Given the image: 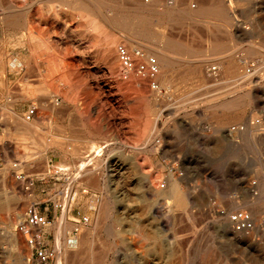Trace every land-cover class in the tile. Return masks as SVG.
Masks as SVG:
<instances>
[{
  "label": "rangeland",
  "instance_id": "obj_1",
  "mask_svg": "<svg viewBox=\"0 0 264 264\" xmlns=\"http://www.w3.org/2000/svg\"><path fill=\"white\" fill-rule=\"evenodd\" d=\"M66 1L0 0V15L16 14L18 18L11 20L10 26L0 19V264H43L28 245L25 234L18 230V226L25 222L27 210L32 207H36L49 222L44 228L47 236L42 232V239L45 247L55 252V258L44 264H264V190L261 175L256 172L260 170L264 175V131L255 143L247 140L245 135L248 124L253 123L264 130V0H232V3L228 0L224 6L230 13L231 25L228 27L223 26L217 13L221 0H190L188 10H197L200 6L205 11L202 18L190 19L183 15L177 20H171L168 13L174 0H165L168 3L158 5V9L151 8L153 0H140L139 3L135 0H71L74 3L72 9L63 7ZM81 4H86L85 11L78 9ZM12 6L23 9L18 12ZM95 22L97 28L92 27ZM128 31L151 37L148 40L151 45L169 38L188 55L206 56L216 53L214 51L237 48L233 63L247 74L236 81L225 80L222 71L227 69L229 62L225 59L223 63L211 62L220 66L213 78L206 79L193 71L191 64L186 63L187 54H182L185 60L172 68L168 89L170 100L150 98L141 102L136 98L137 91L145 83L137 80L129 89V78L113 73L99 42V37L105 38L108 32L120 36V32ZM29 32L36 37L39 35L43 42L39 38L32 41ZM250 51L256 53L251 55ZM32 52L43 61L22 62L21 67L11 68L10 59L19 54L28 58ZM58 56H65L67 60L59 61ZM54 83L59 85L58 90ZM238 88L243 91H237ZM29 90L32 95L28 94ZM244 93L250 98L235 115L210 110V106L220 104L225 98ZM23 103L31 108L52 107L62 111V134L68 139L61 141V156L56 162L50 163L47 154L52 151L53 140L48 151L42 147L43 163H31L27 156L12 155V142L15 150L22 144V140L12 133L13 128L26 134L30 130H39L43 145L46 133L52 134L54 130V124L46 115L40 117L39 124L34 116L33 121L26 122L25 115L30 107L20 117L27 125H22L19 117H15L14 122L11 111ZM71 108H74V114H81L78 124L88 128L94 143L109 142L100 157L104 163L97 170L102 191L83 184L81 180L77 184L74 180L78 173L77 162L91 159L93 155L84 143L77 144L76 140L69 139L71 128L76 126L75 122L74 126L69 122ZM148 117L157 121L159 118L153 149H146L141 135L138 136L143 129L141 119L145 121ZM170 166L174 168L175 178L183 179L182 191L191 192L203 205L193 210L190 207L175 209L177 212L174 210L169 214V221L149 220L159 203L153 198H144L141 178L156 172L155 169L167 175ZM48 168L49 174L46 172ZM63 168L66 170L60 171ZM117 172L125 176L120 182L112 178ZM71 182L79 196L69 205L67 221L63 223L62 205ZM213 190L217 194H213ZM126 206L128 209L124 208ZM105 210L112 215L106 214L102 219ZM236 212L244 213L253 223L251 231L243 233L237 232L233 226L225 227L222 216ZM187 214L191 216L190 220ZM92 229L93 234L88 235ZM155 232L160 234L158 238L154 236ZM85 241L90 245L87 249L82 246ZM160 242L166 244L167 252L158 256L155 249Z\"/></svg>",
  "mask_w": 264,
  "mask_h": 264
},
{
  "label": "bare ground",
  "instance_id": "obj_2",
  "mask_svg": "<svg viewBox=\"0 0 264 264\" xmlns=\"http://www.w3.org/2000/svg\"><path fill=\"white\" fill-rule=\"evenodd\" d=\"M26 1V0H25ZM45 1V0H44ZM87 1V0H86ZM90 1V0H89ZM97 1V0H95ZM137 3L140 2V0H135ZM185 1V0H184ZM194 1V0H193ZM232 0H230L231 2ZM20 2V0H19ZM116 2V1H115ZM118 2V1H117ZM142 2V1H141ZM217 2V1H216ZM229 2L228 0H221L220 6L217 8V13L219 15V19L222 21L223 26L224 27H228L230 24V13L229 11L227 12V9L225 10V5H227L226 3ZM8 3V2H7ZM15 3V2H14ZM27 3V2H26ZM82 3V2H81ZM91 3V2H90ZM165 5L168 3L165 0H153V4H151V8H157L158 5ZM201 3V1H200ZM232 3V2H231ZM3 4V3H1ZM13 4V3H12ZM17 4V3H16ZM28 4V3H27ZM73 2L71 0H67L64 4L63 7H66L67 9H72L73 8ZM195 4V3H194ZM202 4V3H201ZM32 5V4H31ZM199 5V4H198ZM219 5V4H218ZM20 6V4H19ZM86 6V4H85ZM85 6L83 4H81L79 6V10L81 11H85ZM93 6V5H92ZM169 6V5H168ZM190 6V0L188 1H175L171 2V10L168 12L171 16V20L172 18H175L177 20V17H181L183 15H188L190 17V19H199L201 17V15L203 14L204 9L201 8L199 6V9L197 10H188ZM18 7V6H17ZM94 7V6H93ZM192 7V5H191ZM12 8L15 11L19 10L21 11V9L23 8H16L15 6H12ZM11 8V9H12ZM26 8V7H24ZM57 8V7H56ZM100 8V7H98ZM150 8V7H149ZM159 8V7H158ZM157 8V9H158ZM168 8V7H167ZM2 9V8H1ZM28 9V8H27ZM58 9V8H57ZM110 9V8H109ZM10 10V9H9ZM78 10V11H79ZM94 10V9H93ZM92 10V11H93ZM118 9H116L117 11ZM230 10V9H229ZM48 11V10H46ZM89 11V10H87ZM133 11V10H132ZM140 11V10H139ZM211 11V10H210ZM13 12V11H11ZM24 12V11H23ZM26 12V11H25ZM29 12V11H28ZM49 12V11H48ZM80 13V12H79ZM90 13V11H89ZM109 13V12H108ZM141 13V12H140ZM152 13V12H151ZM232 13V12H231ZM4 14V13H3ZM19 14V13H18ZM85 14V13H84ZM165 14V13H164ZM2 15V14H1ZM0 15V19L2 20L3 24H9L11 20L16 19L17 17L12 16L13 14L10 15ZM27 15V13H26ZM89 15V14H88ZM163 15V14H162ZM161 15V16H162ZM90 16V15H89ZM88 16V18H89ZM169 16V15H168ZM209 16V15H208ZM15 17V18H14ZM145 17V16H144ZM214 17V16H213ZM162 18V17H161ZM184 18V17H183ZM188 18V17H187ZM202 18V17H201ZM18 19V18H17ZM174 19V20H175ZM181 19V18H180ZM26 20V19H25ZM87 20V19H86ZM162 20V19H161ZM164 20V19H163ZM175 20V21H176ZM188 20V19H187ZM205 20V19H204ZM209 20V19H208ZM19 21V20H18ZM108 21V20H107ZM106 21V22H107ZM170 21V20H169ZM179 21V20H178ZM207 20H205L206 22ZM210 21V20H209ZM89 22V20H88ZM144 22V21H143ZM142 22V23H143ZM187 22V21H186ZM202 22V21H201ZM200 22V23H201ZM211 22V21H210ZM15 23V21H14ZM25 23V22H24ZM30 23V22H29ZM157 23V22H156ZM161 23V22H160ZM204 23V22H203ZM2 24V23H1ZM16 24V23H15ZM27 24V23H26ZM88 24V23H87ZM129 26H135L136 24H132V23H126ZM165 24V23H164ZM207 24V23H206ZM12 25V24H11ZM17 25V24H16ZM15 25V26H16ZM24 25V24H23ZM22 25V26H23ZM144 25V24H143ZM156 25V24H155ZM180 25V24H179ZM10 26V24H9ZM13 26V25H12ZM19 26V25H18ZM175 26V24L173 25ZM193 26V25H192ZM67 27V26H66ZM92 27L97 28L98 25L97 23H92ZM111 27V26H110ZM142 27V25H141ZM140 27V28H141ZM148 27V25H147ZM151 27V26H149ZM172 27V25H171ZM178 27V26H175ZM184 27V26H183ZM210 27V25H209ZM112 28V27H111ZM145 28V27H144ZM154 28V27H153ZM173 28V27H172ZM218 28V26H217ZM22 29V27H21ZM114 29V28H113ZM117 29V28H116ZM114 29V30H116ZM185 29V28H184ZM196 29V28H195ZM20 30V29H19ZM32 30V29H31ZM102 30V29H101ZM100 30V31H101ZM119 30V29H118ZM164 30V29H163ZM168 30V29H167ZM187 30V29H186ZM105 31V30H104ZM109 31V30H108ZM159 31V30H158ZM197 31V30H196ZM25 32V31H23ZM28 32V31H27ZM181 32V31H180ZM193 32V31H192ZM96 33V32H95ZM107 33V32H106ZM105 33V34H106ZM152 33V32H151ZM185 33V32H184ZM190 33V32H189ZM25 34V33H24ZM108 36H106L105 38L99 37V42L102 43L104 51L105 52V56H107V60H109V62L112 65V69H113V73H115L116 75H121L122 77L124 76V78H129V89L133 86V84L135 83V81L139 80V81H143L145 84L140 85L139 90L137 91V96L136 98L139 101H147L148 99H158V100H170V94H169V84H170V80L172 78V68L173 66H175L176 63H178L179 61H183L185 60L182 59V54H187L185 50L181 49L179 46L175 45L172 43V40H170L169 38H166L165 40H162V42H160V44H154L151 45L148 40L151 39V37H148L147 35L143 34V33H136V32H120V36H117V34H110L109 32L107 33ZM165 34V33H164ZM183 34V32H182ZM27 35V34H25ZM29 37L30 39L33 41L34 39H38V37H36L32 32H29ZM45 35V34H43ZM86 35V34H84ZM175 36V34H173ZM178 35V34H177ZM203 35V34H202ZM157 36V35H156ZM170 36L172 37V35L170 34ZM193 36V35H192ZM67 37V36H66ZM176 37V36H175ZM181 37V35L179 36ZM217 37V36H216ZM26 38V37H25ZM50 38V37H49ZM93 38V37H92ZM156 38V37H155ZM187 38V37H186ZM194 38V37H193ZM20 39V38H19ZM86 39V38H85ZM174 39V38H172ZM189 39V38H188ZM192 39V38H191ZM197 39V38H196ZM195 39V40H196ZM228 39V38H227ZM39 40L41 41V43L43 42L41 40V38H39ZM155 40V39H154ZM159 40V39H158ZM157 40V41H158ZM178 40V39H177ZM193 40V39H192ZM27 41V40H26ZM91 41V39H90ZM156 41V40H155ZM182 41V40H181ZM187 41V40H186ZM39 42V41H37ZM92 42V41H91ZM23 43V42H22ZM40 43V42H39ZM69 43V42H68ZM67 43V44H68ZM94 43V42H92ZM54 44V43H53ZM96 44V43H95ZM123 44V45H122ZM186 44V43H185ZM37 45V44H36ZM36 45H34V47H36ZM65 45V44H64ZM72 45V44H71ZM195 45V44H194ZM198 45V43L196 44ZM32 46V45H31ZM95 46V45H94ZM211 46V45H210ZM23 47V46H21ZM61 47V46H59ZM69 47V46H68ZM186 47V46H185ZM191 47V46H190ZM209 47V46H208ZM214 47V46H213ZM218 47V46H217ZM28 48V47H26ZM38 48V47H37ZM49 48V47H48ZM56 48V47H55ZM70 48V47H69ZM192 48V47H191ZM200 47H198L199 50ZM212 48V47H211ZM226 48V47H225ZM59 49V48H58ZM66 49V48H65ZM65 49H62L63 51ZM228 49V48H227ZM45 50V49H44ZM43 50V51H44ZM55 50V49H52ZM67 50V49H66ZM204 50V49H203ZM224 50V49H223ZM237 48H233V49H229L226 51H214L216 53H212L211 55H206V56H199L196 54H187V59H186V63L188 62L189 64H191V66L193 67V71L196 72L198 75L203 76L204 78H213L216 74V71L218 69V67L220 66V64L223 60H227L228 62V67L225 71H222V75L225 76L224 79L225 80H231L234 79V81H236L235 79L239 78H243L245 77L246 73H242L240 71V68L238 67V65L233 63L234 59V55L236 53ZM23 51V50H22ZM29 51V50H27ZM31 51V50H30ZM69 51V49L67 50ZM36 52V51H33ZM30 53V56L28 58H25L22 56V54H19L15 57H13L12 59H10L9 63L11 68H15V67H21V63H27L30 64V62H37V61H43L41 59V57H37L35 56V54ZM62 52V51H61ZM71 52V51H70ZM69 52V53H70ZM207 52V50H206ZM43 53V52H42ZM204 53V52H203ZM256 52L255 51H250L251 55H254ZM46 54V53H45ZM207 54V53H206ZM27 55V54H26ZM49 55V53H48ZM71 55V54H69ZM68 55V56H69ZM154 55V56H152ZM201 55V54H200ZM103 57V56H102ZM4 58V57H3ZM106 58V57H104ZM59 61H66L67 58L65 56H58L57 58ZM225 60V61H226ZM4 61V60H2ZM50 61V60H49ZM52 61V60H51ZM218 62L217 64L213 63L211 64V62ZM48 62V60H47ZM185 63V64H186ZM223 63V62H222ZM264 63V62H263ZM3 64V63H2ZM70 65V64H69ZM227 65V64H226ZM31 66V65H30ZM38 66V65H37ZM49 66V65H48ZM63 67V66H62ZM61 67V68H62ZM189 67V66H188ZM36 68V67H35ZM179 68V67H178ZM225 68V67H223ZM22 69V68H21ZM109 69V66H108ZM181 69V68H180ZM54 70V69H53ZM68 71V70H66ZM192 71V72H193ZM258 71V70H256ZM14 72V71H13ZM31 72V71H30ZM63 72V71H62ZM218 72V71H217ZM221 72V71H220ZM219 72V73H220ZM2 73V72H1ZM49 73V72H48ZM52 73V72H51ZM251 73V72H250ZM3 74V73H2ZM31 74V73H30ZM42 74V73H41ZM50 74V73H49ZM67 74V73H66ZM190 74V73H189ZM55 75V74H54ZM74 75V74H73ZM196 75V74H195ZM114 76V75H113ZM221 76V73H220ZM190 77V76H189ZM45 78H49V77H45ZM60 78V77H59ZM178 78V77H177ZM217 78V77H216ZM223 78V77H222ZM238 78V79H239ZM196 79V78H195ZM205 79V80H206ZM52 80V79H51ZM57 80V79H56ZM66 80V78L64 79ZM187 80V78H186ZM194 80V79H193ZM197 80V79H196ZM204 80V79H203ZM215 80V79H213ZM124 81V80H123ZM190 81V80H189ZM220 81V80H219ZM3 82V81H2ZM192 82V80H191ZM118 83V82H117ZM122 83V82H121ZM201 83V82H200ZM214 83V82H213ZM119 84V83H118ZM117 84V85H118ZM172 84V83H171ZM174 84V83H173ZM177 84V82L175 83ZM192 84V83H191ZM206 84V83H205ZM204 85V84H203ZM211 85V84H210ZM220 85V84H218ZM232 84H229V86ZM205 86V85H204ZM207 86V85H206ZM214 86V85H213ZM216 86V85H215ZM228 86V85H226ZM225 86V88H226ZM121 87V86H120ZM196 87V86H195ZM211 87V86H210ZM209 87V88H210ZM208 88V87H207ZM223 88V87H222ZM221 88V90H222ZM219 89V88H217ZM202 90V89H201ZM212 90V88H211ZM237 91L241 90V92L243 91L242 88H238L236 89ZM126 91V90H125ZM196 91V90H195ZM217 91V90H216ZM124 92V91H123ZM172 92V91H170ZM215 92V91H214ZM233 92V91H232ZM196 93V92H195ZM208 93V92H207ZM213 93V92H212ZM239 93V92H238ZM48 94V93H47ZM46 94V95H47ZM52 94V93H51ZM50 94V95H51ZM125 94V93H124ZM214 94V93H213ZM231 94V93H229ZM233 94V93H232ZM44 95V94H43ZM203 95V94H202ZM235 95V94H234ZM125 96V95H124ZM191 96V95H190ZM204 96V95H203ZM203 96L201 99H203ZM207 96V94H206ZM224 96V95H223ZM222 96V97H223ZM226 96V95H225ZM31 97V96H29ZM43 97V96H42ZM48 97V96H47ZM200 97V96H199ZM221 97V98H222ZM28 98V97H26ZM56 98V97H55ZM191 98V97H190ZM250 98V95L247 93H244V95H240L237 97H227L224 99L223 102H221L220 104H215L213 106H210V110L214 111V110H221V111H225L228 114H234L236 112H238L243 106H245L247 104V99ZM127 99V98H126ZM187 99V98H186ZM197 99V98H196ZM195 99V100H196ZM200 99V100H201ZM38 100V99H37ZM36 100V101H37ZM39 100H41L39 98ZM128 100V99H127ZM130 100V99H129ZM145 101V102H146ZM149 101V100H148ZM172 101V100H171ZM179 100L175 101L176 103ZM181 101V100H180ZM252 101V100H251ZM45 102V101H44ZM55 102V101H54ZM170 102V101H169ZM174 102V103H175ZM183 102V101H182ZM209 102V101H207ZM168 103V102H167ZM205 103V102H204ZM43 104V103H42ZM40 104V105H42ZM76 104V103H75ZM129 104V103H128ZM131 104V103H130ZM148 105V102L146 103ZM151 104V103H150ZM166 104V103H165ZM164 104V106H165ZM203 104V103H201ZM60 105V104H59ZM175 107L177 104H174ZM205 105V104H204ZM208 105V104H207ZM53 106V105H52ZM57 106V105H56ZM150 106V105H149ZM183 106V105H181ZM199 106V105H198ZM206 106V105H205ZM132 107V106H131ZM160 107V106H159ZM171 107V105H170ZM169 107V108H170ZM174 107V106H173ZM200 107V106H199ZM31 108V107H30ZM48 108H52V107H46ZM95 108V107H94ZM148 108V107H147ZM157 108V107H156ZM163 108V107H162ZM34 109V114L35 115V109L36 108H31ZM29 109V111L31 110ZM56 109V108H55ZM92 109V108H90ZM167 109V108H166ZM175 109V108H174ZM185 109V108H184ZM191 109V108H190ZM243 109V108H242ZM50 110V109H49ZM94 110V109H93ZM189 110V109H188ZM29 111L27 112V114L25 115V121L27 122L28 120H31L33 118V116L30 119H27V115L29 113ZM244 111V110H243ZM51 112V111H50ZM54 112V109H53ZM171 112V111H170ZM206 112V111H205ZM209 112V111H208ZM240 112V111H239ZM242 112V111H241ZM75 113V112H74ZM210 113V112H209ZM215 113V112H214ZM42 114V113H40ZM52 114V113H51ZM68 114V113H67ZM151 114V113H150ZM158 113H156L157 115ZM211 114V113H210ZM226 115V114H225ZM235 115V114H234ZM240 115V114H239ZM24 116V115H23ZM47 116V115H46ZM45 116V117H46ZM152 116V115H151ZM150 116V117H151ZM158 116V115H157ZM233 116V115H232ZM21 117V116H20ZM19 117V121L22 125H27V123H25L21 118ZM38 117V116H36ZM40 117V116H39ZM44 117V118H45ZM153 117V116H152ZM176 117V116H175ZM228 117V116H227ZM231 117V116H230ZM238 117V116H237ZM67 118V117H66ZM76 118V117H75ZM138 118V117H137ZM174 118V117H173ZM172 118V119H173ZM218 118V117H216ZM222 118V117H221ZM240 118V117H239ZM68 119V118H67ZM98 119V118H97ZM146 119V118H145ZM209 119V118H208ZM105 120V119H104ZM130 120V119H129ZM164 120V119H163ZM171 120V119H170ZM210 120V119H209ZM220 120V119H219ZM222 120V119H221ZM238 120V119H237ZM14 121V120H13ZM33 121V119H32ZM68 121V120H67ZM143 119H141V123L143 124V129L141 133H138V136L141 135L142 137V144L146 149H153V143L155 142V137H156V132H157V128H158V124H159V118L158 121L154 120V119H149V117L147 118V120L144 121L143 123ZM162 121V120H161ZM169 121V120H168ZM216 121V120H214ZM225 121V120H224ZM234 121V120H233ZM15 122V121H14ZM66 122V120H65ZM96 122V121H94ZM130 122V121H129ZM134 122V121H132ZM211 122V121H210ZM220 122V121H219ZM17 123V122H16ZM38 123V122H37ZM106 123V122H105ZM104 123V124H105ZM39 124V123H38ZM68 124V122H67ZM103 124V125H104ZM133 124V123H132ZM163 124V123H162ZM36 125V124H35ZM77 125V124H76ZM87 125V124H86ZM228 125V124H227ZM165 126V125H164ZM215 126V125H214ZM219 126V125H218ZM226 126V125H225ZM46 127V126H45ZM48 127V126H47ZM223 127V126H222ZM229 127V126H228ZM58 128V127H57ZM60 128V127H59ZM134 128V127H133ZM173 128V127H172ZM91 129V128H90ZM131 129V128H130ZM170 129V128H169ZM74 130V129H73ZM134 130V129H133ZM168 130V129H167ZM166 130V131H167ZM171 130V129H170ZM174 130V129H173ZM179 130V129H178ZM222 130V129H221ZM67 131V130H66ZM72 131V130H71ZM219 131V130H218ZM264 130L259 129L258 126H255L253 123L252 124H248L247 130L245 132V135L247 137V140H252L255 141L260 138V135L263 133ZM118 132V131H117ZM132 132V131H131ZM134 132V131H133ZM161 132V131H160ZM168 132V131H167ZM174 132V131H173ZM231 132V131H230ZM67 133V132H66ZM112 133V132H111ZM119 133V132H118ZM217 133V132H216ZM219 133V132H218ZM232 133V132H231ZM47 136L45 138L44 141V148L46 151L49 150V147L51 146V140L49 143V132L46 133ZM117 134V133H116ZM121 134V133H120ZM160 134V133H159ZM183 134V133H181ZM122 135V134H121ZM125 136V135H124ZM136 136V135H135ZM178 136V135H176ZM180 136V135H179ZM71 137V136H70ZM128 137V136H127ZM130 137V136H129ZM137 137V136H136ZM228 137V136H227ZM57 138V137H56ZM68 138V137H67ZM113 138V137H112ZM122 138V137H121ZM120 138V139H121ZM231 138V137H230ZM101 140V139H100ZM104 140V139H103ZM102 141V140H101ZM126 141V140H125ZM75 142V141H74ZM107 142V141H106ZM112 142V141H111ZM86 143V142H84ZM90 143V142H89ZM109 143V142H108ZM104 144V143H92L90 145V154L92 153L93 158L91 159H87V160H80L77 162L78 166H77V174L74 176V180L75 182L78 184L77 181L81 180L83 182V184H86L87 186H91L93 189H97L102 191L104 190L102 188V186L100 185V179L97 177V170H99L102 166V164L104 163L102 161V159H100V157L105 153L104 149L109 145V144ZM122 143V142H121ZM124 143V142H123ZM128 143V141H127ZM132 143V142H131ZM251 144V143H250ZM261 144V143H260ZM121 145V144H120ZM125 145V144H124ZM127 145V144H126ZM133 145V144H132ZM255 145V144H254ZM142 146V147H143ZM259 146V145H258ZM261 146V145H260ZM259 146V148H260ZM263 146V145H262ZM53 147V145H52ZM55 147V146H54ZM129 147V146H128ZM132 147V146H131ZM255 147V146H254ZM58 148V147H57ZM56 148V149H57ZM124 148V147H123ZM67 149V148H66ZM264 149V147L262 148ZM44 150V152H45ZM53 150V149H52ZM88 151V150H87ZM154 151V150H153ZM259 151V150H258ZM261 152V151H260ZM263 152V151H262ZM89 153V152H88ZM132 153V152H131ZM85 155V154H84ZM147 155V153H146ZM159 155V154H158ZM162 156V155H161ZM178 156V155H177ZM79 157V156H78ZM82 157V156H80ZM90 158V157H89ZM147 158V157H146ZM49 159V158H48ZM167 159V158H166ZM47 160V159H46ZM139 160V159H138ZM144 160V159H143ZM159 160V158H158ZM126 161V160H125ZM166 161V160H165ZM149 162V161H148ZM164 162V161H163ZM76 163V162H75ZM119 163V162H118ZM141 163V162H140ZM143 163V162H142ZM159 163V162H158ZM113 164V163H112ZM114 165V164H113ZM128 165V164H127ZM142 165V164H141ZM17 165H15L16 167ZM49 167V166H48ZM62 167V166H61ZM112 167V166H111ZM110 167V168H111ZM166 167V166H165ZM109 168V166H108ZM115 168V167H114ZM143 168V167H142ZM156 168V167H155ZM6 169V168H5ZM106 169V168H105ZM112 169V168H111ZM116 169V168H115ZM145 169V168H144ZM66 169H61L60 171H65ZM117 170V169H116ZM156 172L146 175L145 177L141 178V180L143 181V185H144V192L143 195L145 199H155V201H157V203H159L157 206V208H155L152 212V215L150 216L149 220H153L156 221L157 219H162V221H169L170 220V216L169 214L171 212H173L175 209H185L190 207L192 210L193 209H198L199 206L203 205L201 201L196 200L191 192H183L182 191V187H181V181L183 180L182 178H175L174 175V168L173 167H169L168 168V174L167 175H163L161 172H157V169H155ZM159 170V169H158ZM167 170V169H166ZM45 171V170H44ZM133 171V169H132ZM259 171L260 173V179L262 181V188L264 190V175L261 173L260 170H256V172ZM4 172V171H3ZM6 172V171H5ZM8 172V170H7ZM47 174H49L50 169H46ZM103 172V171H102ZM121 172V171H120ZM120 172H117V174L112 175V178H114L113 180L120 182L121 180H123V178H125V176L123 174H121ZM141 172V171H140ZM13 173V172H11ZM134 173V172H133ZM258 173V174H259ZM101 173H99L100 175ZM105 174V173H104ZM110 174V173H109ZM176 174V173H175ZM74 175V174H73ZM72 175V176H73ZM132 175V174H131ZM7 176V175H5ZM133 177V175H132ZM6 178V177H5ZM110 178V179H112ZM117 178V179H116ZM102 179V178H101ZM134 180V179H133ZM111 181V180H110ZM137 181V180H136ZM139 181L140 179H138V185H139ZM141 181V182H142ZM136 182V184H137ZM73 182H71V184H69V186L66 189V193H65V198L63 200V208H62V222H66L67 218H66V211L69 207L70 204H72V202L74 203L77 199V197L79 196V192L78 190L74 189L75 184H72ZM81 183V182H80ZM79 183V184H80ZM23 184V183H22ZM102 184V183H101ZM116 184V183H115ZM123 184V183H122ZM84 185V186H86ZM103 185V184H102ZM133 185V184H132ZM83 186V185H82ZM125 186V185H124ZM260 186V185H259ZM112 187V186H111ZM115 187V185H114ZM133 187V186H132ZM139 187V186H137ZM189 187V186H188ZM76 188V187H75ZM121 188V187H120ZM127 188V187H126ZM190 188V187H189ZM90 189V188H89ZM114 189V188H113ZM229 189V188H228ZM249 189V188H248ZM92 190V189H91ZM209 190V189H208ZM211 190V189H210ZM116 191V190H115ZM118 191V190H117ZM185 191V190H184ZM190 191V190H189ZM222 191V190H221ZM262 191V190H261ZM260 191V192H261ZM25 192V191H24ZM84 193H87V190L83 191ZM114 192V191H113ZM128 192V191H127ZM112 193V192H111ZM129 193V192H128ZM135 193V192H134ZM212 193V192H211ZM263 193V192H262ZM136 194V193H135ZM213 194H217L216 190H213ZM226 194V193H225ZM224 194V195H225ZM122 195V194H121ZM137 196V195H136ZM133 197V196H131ZM135 197V196H134ZM133 197V198H134ZM138 197V196H137ZM80 198V197H79ZM123 198V197H122ZM139 198V197H138ZM137 198V199H138ZM124 199V198H123ZM19 200V199H18ZM22 200V199H21ZM129 201V198H128ZM135 201V200H132ZM151 201V200H150ZM164 202L165 204L163 205L162 202ZM127 202V201H126ZM161 202V204H160ZM132 203V202H131ZM136 203V202H135ZM134 203V204H135ZM138 203V201H137ZM144 203V202H142ZM149 203V202H148ZM155 203V204H157ZM128 204V203H127ZM133 204V203H132ZM147 204V203H146ZM104 205V204H103ZM125 205V204H124ZM129 206V205H128ZM133 206V205H131ZM105 207V206H104ZM153 208V206H150ZM33 208V207H32ZM102 208V207H101ZM110 208V207H109ZM124 208H127L124 207ZM147 208V207H146ZM18 209V208H17ZM128 209V208H127ZM134 211V209H133ZM176 211V210H175ZM184 211V210H183ZM112 212V211H111ZM126 212V210H125ZM177 212V211H176ZM179 213V212H178ZM18 214V213H17ZM20 214V213H19ZM108 214V216L111 217V213L110 212H106V210L103 212L102 215V219H104V215ZM133 214V212H132ZM139 214V213H138ZM122 215V214H121ZM172 215V214H171ZM195 215V214H194ZM101 216V215H100ZM148 216V214L146 215ZM113 217V216H112ZM124 217V215H123ZM176 217V216H175ZM190 215L187 214V218L188 220H190ZM100 218V220H101ZM126 217H124L125 219ZM144 218V217H143ZM142 218V219H143ZM221 218V217H220ZM138 219V218H137ZM172 219V218H171ZM176 219V218H175ZM174 219V220H175ZM178 219V218H177ZM181 219V217H180ZM222 219L225 220V227H232V223L230 220V216L229 213L224 214V216H222ZM86 221L87 218H85ZM117 220V219H116ZM148 220V219H147ZM173 220V219H172ZM103 221V220H102ZM125 221V220H123ZM135 221V220H134ZM133 221V222H134ZM160 221V220H158ZM148 222V221H147ZM146 222V223H147ZM172 222V221H171ZM164 223V222H163ZM162 223V224H163ZM170 223V222H169ZM174 224V223H173ZM154 225V224H153ZM165 225V223H164ZM171 225V224H170ZM182 225V224H181ZM163 226V225H162ZM151 227V226H150ZM153 227V226H152ZM155 228V227H154ZM165 228V227H164ZM234 228V227H233ZM95 229V228H94ZM170 229V228H169ZM158 230V229H157ZM163 232V231H162ZM161 232V233H162ZM238 232V231H237ZM165 233V232H163ZM182 233V232H181ZM244 233V232H243ZM93 234V229L88 233V235H92ZM235 234V233H234ZM14 235V234H13ZM160 234L158 232H155V237L158 238ZM237 236V235H236ZM15 237V236H14ZM165 237V236H164ZM89 238V237H88ZM14 239V238H13ZM93 239V238H92ZM86 240V239H85ZM88 240V239H87ZM94 241V240H93ZM249 242V241H248ZM158 243V242H156ZM15 244V243H14ZM87 244L88 241H85L83 243L82 246H84L86 249L90 246H88ZM81 245V244H80ZM93 245V244H92ZM26 246V245H25ZM88 246V247H87ZM155 248V247H154ZM90 249V248H89ZM153 249V248H152ZM154 250V249H153ZM159 255H163L166 254L167 252V247L166 244L160 242L159 246L157 247V249H155ZM169 250V249H168ZM150 251V250H149ZM67 251H65L66 254ZM60 254V253H59ZM92 254V253H91ZM156 254V253H155ZM172 254V253H171ZM156 256V255H155ZM28 260V256L26 257ZM155 258V257H154ZM163 258V257H162ZM166 258V257H165ZM168 259V258H167ZM158 260V259H157ZM166 260V259H165ZM161 262V261H160ZM64 263V262H63ZM157 263V262H156ZM164 263V262H163ZM167 263V262H166ZM169 263V262H168ZM171 263V262H170ZM154 264V263H153Z\"/></svg>",
  "mask_w": 264,
  "mask_h": 264
},
{
  "label": "crops",
  "instance_id": "obj_3",
  "mask_svg": "<svg viewBox=\"0 0 264 264\" xmlns=\"http://www.w3.org/2000/svg\"><path fill=\"white\" fill-rule=\"evenodd\" d=\"M13 1H18V0H13ZM3 84H4V82H3ZM33 85H35V84H33ZM54 86L55 87L57 86L56 87L57 90H58V88H60L58 84L56 85V83H54ZM35 88H36V86H35ZM59 92H61V90ZM28 94L32 95L31 90H29ZM29 107L30 106L28 104L23 103L20 107L13 108L12 111H11V115L13 116V120L15 119V117H20L23 114H25V112L29 109ZM53 109H54V112H53ZM36 110H38L35 113V115H34V117L38 116V117H36V122L40 121V117L42 115H47V117H49L48 121H50V122H52L54 124L53 133L50 134V136L48 138L51 141L53 140V143H52V145H53L52 149L53 150L49 151L47 154H48V156L50 158V163L56 162L57 159L61 156V151L59 149L61 141L63 139L64 140L68 139L66 134H65V136L62 134V126H63L62 125L63 124L62 111L59 110V109H55V108H48V109L47 108H45V109H41L40 108V109H36ZM70 110H71V112H70V118L71 119L69 118V122L71 123L72 126H74V122L77 125L75 126V129H74V127L71 128L72 131L70 130L69 139L71 141L72 140H76L77 144H81V143L86 142V143H84V146L85 147H90V145L92 143H94V141L92 139V136H91L88 128L87 127H83L82 128L78 124L79 123L78 117L81 116V114L80 113L74 114V108H71ZM40 113H42V114H40ZM64 115L67 116L66 113ZM85 118H86V116H85ZM12 133L15 134V136H17L18 139L22 140V144H20L18 146V150L14 149L15 145L12 142L11 148H12V155L13 156H15V154L22 155V156H27L28 158H30L29 162H31V163H43V160H42V147L44 148V145L41 144V135L39 133V130H30L29 133L26 134L23 131H18V130L15 131V128H13ZM33 178H35V177H33ZM45 230L46 229H44V231H42V232H43V235L47 236V231H45Z\"/></svg>",
  "mask_w": 264,
  "mask_h": 264
},
{
  "label": "built area",
  "instance_id": "obj_4",
  "mask_svg": "<svg viewBox=\"0 0 264 264\" xmlns=\"http://www.w3.org/2000/svg\"><path fill=\"white\" fill-rule=\"evenodd\" d=\"M33 114L34 109H31L27 119H30ZM25 216V222L18 226V230L25 234L28 245L35 250L40 263H48L55 258V252L46 248L42 239V231L49 225V222L36 207L29 208ZM230 220L234 229L238 232H248L253 229V223L242 212L233 213L230 215Z\"/></svg>",
  "mask_w": 264,
  "mask_h": 264
}]
</instances>
